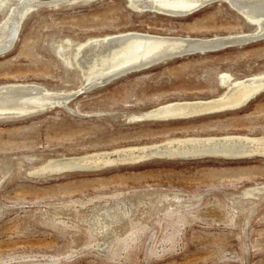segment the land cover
Returning a JSON list of instances; mask_svg holds the SVG:
<instances>
[{
    "label": "rangeland",
    "instance_id": "obj_1",
    "mask_svg": "<svg viewBox=\"0 0 264 264\" xmlns=\"http://www.w3.org/2000/svg\"><path fill=\"white\" fill-rule=\"evenodd\" d=\"M17 1L6 0L5 7ZM36 1L13 44L0 52V86L74 94L64 106L0 114V264H264L262 155L153 157L36 172L49 160L180 137L264 136V92L234 110L135 118L167 102L222 96V73L236 80L263 75L264 37L85 88L76 63L67 65L58 45L73 56L78 44L128 32L207 38L253 27L228 0L183 16L137 11L127 0Z\"/></svg>",
    "mask_w": 264,
    "mask_h": 264
},
{
    "label": "bare ground",
    "instance_id": "obj_2",
    "mask_svg": "<svg viewBox=\"0 0 264 264\" xmlns=\"http://www.w3.org/2000/svg\"><path fill=\"white\" fill-rule=\"evenodd\" d=\"M0 0V9L6 6ZM9 1V0H8ZM64 0H62L63 2ZM90 0H66L64 3L88 2ZM215 0H127V4L137 11H152L164 15L183 16L192 14ZM225 1V0H224ZM228 4L250 24L253 29L239 35H224L207 38L150 35L128 32L120 35L92 39L78 44L73 56L64 53L67 46L58 45V52L67 65H74L85 78L84 87L103 85L116 76L129 71L149 68L159 62L193 53L214 51L227 46L248 43L264 37V0H228ZM36 0H19L11 4L0 21V52L10 48L21 18L35 9ZM60 3V2H59ZM15 4V3H14ZM9 5V3H7ZM69 44V43H68ZM69 47V46H68ZM4 52V51H3ZM225 87L222 96L172 101L144 111L135 118L167 121L188 119L202 115L234 110L247 104L251 99L264 92V74L233 79L232 75H219ZM74 93L50 91L33 84H10L0 86V114H24L49 107L64 106ZM156 108V109H155ZM143 113V112H142ZM141 114V113H140ZM116 152V151H115ZM101 154V153H100ZM207 155H231L243 158L252 155L264 156V136L223 135L189 136L167 140L160 145L127 147L115 154L96 156L68 157L49 160L36 172L51 174L63 171L96 168L111 165L116 161L133 162L146 158H193Z\"/></svg>",
    "mask_w": 264,
    "mask_h": 264
},
{
    "label": "water",
    "instance_id": "obj_3",
    "mask_svg": "<svg viewBox=\"0 0 264 264\" xmlns=\"http://www.w3.org/2000/svg\"><path fill=\"white\" fill-rule=\"evenodd\" d=\"M59 1H60V0H59ZM59 1H54V2H59ZM64 2H66V0H64L63 2L60 1V4H61V3H64ZM42 4H45V5H51V4H53V3H51V1H45V2L42 3ZM38 5H40V4H37V6H38ZM127 5H128V4H127ZM26 15H27V13H26ZM26 15L23 16V17L21 18V24H22L23 20L25 19ZM21 24H20V26H21ZM77 169H79V168H77Z\"/></svg>",
    "mask_w": 264,
    "mask_h": 264
}]
</instances>
